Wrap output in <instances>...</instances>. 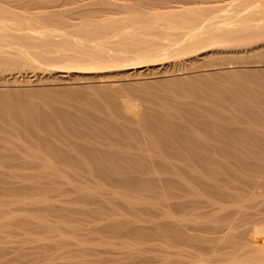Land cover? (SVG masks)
Listing matches in <instances>:
<instances>
[{
    "label": "bare ground",
    "instance_id": "obj_1",
    "mask_svg": "<svg viewBox=\"0 0 264 264\" xmlns=\"http://www.w3.org/2000/svg\"><path fill=\"white\" fill-rule=\"evenodd\" d=\"M84 1L83 0H0V105L5 104V106H6L8 103H10V101H8V103H7V101L4 100V99H6V96L9 97L13 92L15 94L20 93L19 92L20 89L18 90V88H17L18 86L13 91V90H10L11 88H8L9 85L7 86L6 83H9L10 81H12L13 83H17V85L20 86V84H18V83L21 82L19 79H21L23 77V76H21L22 73L32 74V76L31 77L29 76V77L33 78L34 81L38 82L37 84H42V85L47 84L49 86L51 85L52 87L55 86V88H57L59 86H62L60 88H63V86H65L68 89H71V91H72L71 93L74 92L73 93L74 96L79 94V93L77 94L76 90H80V89H83L85 91L84 95L86 93V90H88L87 93H89V90L91 91L93 89H96V90L98 89L97 91L100 92V94L105 93V94H107L106 96L109 95L108 97H113V96L116 97L115 94L116 93L118 94V92L122 91L124 88H125V90H127V89L131 90V91H133L132 94H131V91H130V94L127 93L128 91H126L127 94L125 93V91H123L124 92L123 94H126V95H124L123 98L119 97V98H121L122 103H123V99H125L126 103L125 102L124 103L126 104V108L128 107L127 108L128 112L127 113L125 112L126 108H120V110L122 109L125 112V113L122 112L123 116H124V114L126 115L129 113V115L131 117L129 115H126V117L124 116V119L127 118V119L131 120V124H129L130 121L128 123L124 122V119H122L123 120L122 122L125 125L122 122L121 123L119 122V121H121V119H120L121 112H118V115H116V117L119 116L117 118L120 120H114V119H116V118H113L114 115H112L108 112L110 115L109 114H107V115L112 116L113 119L111 117H110L111 120L108 119L109 117L107 115H106L107 117L105 116V118H107V119H103L104 116H102V115H104V114H102L100 117L104 120L103 121V120H101L100 117H98L100 115V113L98 112L99 115H97V112L94 110L96 112V113L94 112L96 114V118L97 117L100 118L99 120H97L95 118V120L98 121L96 123H98V124L100 123V125H101L107 121V123H104V124H107L109 126V128H107L108 126H106V127L104 126V128L106 130H108L106 132H109V133L113 132V134H111V133H110V135L108 133H106V134H108L110 136V138H113L114 141L116 140L115 139L116 137H114L113 135L118 133V132H116V130L114 131V129L117 126L112 125V123L116 121V122H118L117 125H119V127H120L119 130L121 133H122V131L125 133L131 132V134L133 133L137 139H139L140 141L142 140L143 143L146 142L145 144H147V142H149V145L147 144L148 145L147 149L149 147L151 148V146L156 147V148L160 147V148L166 150L165 153H170L169 150H174V151L178 150V149H176V146L179 147V150H178L179 152L184 149L183 150L184 154L183 155L181 154L183 156L182 159L185 158V160H187L188 159L187 157H191V159L188 162L190 166H188L185 173L191 174L192 176H190V177H193L195 182L192 181L193 182L192 183L191 180L188 181L187 176H186V178H184L185 177V175L183 177L184 171L182 172V176H181L180 175L181 172L179 173V171H177V170H171V168L170 169H166V168L165 169H161V168L158 169V168H156L155 167V165H156L155 161L152 163L151 162L147 163L148 161H144V163H143L142 162L143 160L142 161L140 160L141 155L140 154L138 155L137 151H135V149L137 147H139V148L142 147L143 143L140 144L141 142L137 143L139 146L136 147V145H135V148H133L134 150L131 148L132 152L133 151L136 152L134 154L131 151H129V152H131V153H129V152L121 150V149L119 150V152H118V150H115L116 147L114 148L113 145H116L120 142H118L116 144H111V142H110L112 147L110 146L111 147L110 148L107 146L108 149L106 151V149H105V148H107L106 144L104 145L101 142L99 144L98 141H94L96 139V137L98 138V135H96L94 140L91 139L94 142V145H93V143H90L89 145L98 147L97 143L99 145L102 144L103 146L101 145L99 147H101V149L104 147L103 150L99 149V147H98L99 150L95 147L91 148V146H87V143H89L91 141L89 139V137H88V139L90 141L83 137L82 139H86L88 142L84 140V141L78 143L79 147H77L78 145L72 146L75 149V150L73 149L75 151V153H77V155L78 154L80 155V156L78 155L79 157L83 156L82 159L79 158L80 160H75L74 159L75 156H72L69 153V152H71L74 154V152H72L73 150L70 151L71 148L68 149V147H65L66 150H64V148L59 146L60 144H62L59 140H63L62 137H65V138L67 137V136H63L64 134L69 135L68 139H69V137H70V139H72L70 134L72 136L74 135L73 137L75 139H77L78 137H75V135L79 136L80 133H82L81 127H83V130H85L84 127H86V128L88 127L89 129L88 128L87 129L91 130L90 131L91 133H88L90 138H93L95 136V134L102 132V131L98 130V132H96V133L93 132V133H95L93 135V137H92V135H90V134H93L92 129H94V131H95V129L98 127V125H97V127L95 125H93L96 128L95 127L93 128V126H92V124H93V122H95V120L91 119V118H93L95 116L91 117L90 118L91 120L89 122L86 120V118H80L79 117L80 115L78 116L80 119H77V120H75L77 118V116H75L76 118L73 117L74 120H73V118H71V115H69L70 117L66 116V118H65L64 116L68 115V114L67 113L64 114V112L60 113L63 115V117H62V115H60L61 116L60 117L59 114H58V116H56L57 114L53 113V114H56L55 115L57 117V119H56V118H53V117H55L53 114H52L53 117H51V115L49 113H48V115H46L47 114L46 112H45V114L40 113L42 115H38V114L32 115L31 114L28 116L27 115L22 116L23 114H21V115L15 116V114H13V116H9V115H6V113H5L6 110H5L4 111L5 114L3 113V115H2V113H1V115H0V142L1 141L5 142L8 138H10L12 136L14 138L15 137L20 138L21 140H23L24 137L28 138L30 136L29 137L30 139L28 138L29 140H31V138H33V140H35V143H37V141H38L37 146H40L39 143L41 142L46 147H49V150H52L54 152V153L51 151L49 152L48 149L46 148L50 155L53 153V154L57 155L56 156L57 158L59 157L58 159L61 158L62 160L64 158H66L68 160L67 162H69V164H67V165L70 166V167H68L69 169H66V170H68V173H69V171H71L73 173L75 172L73 174L75 176H68V175H72V173L68 174L67 176H64L67 173V171L65 172L64 170L62 171L60 169L59 170L57 169L55 171L56 167L59 168V165L61 164L60 163L58 165L57 164L58 162H56L55 169H53L55 172L54 171H52V172L55 175L56 174L57 175L59 174V175L53 176L51 171H48L47 168L49 167V165L55 164L56 159L54 158L53 155H51V156H53V158L51 156H49V154H47V151L45 152V154H46V156H49L48 159L52 158L55 161L53 163L52 162L53 160H50V162L48 163L49 164L48 167L47 166H46V168L43 167L42 171L44 172V168H45V170H46L45 172H48V173L50 172L52 174V176L48 175V174H46L45 176H41V175L40 176L37 175L35 177L30 176V177H34L36 179L34 182L30 181V179L26 180L27 182L23 180V178L26 179L29 176H27V177L26 176H18L19 180L16 179L17 181L15 180V182H14L13 178L11 179V177H9L11 182L9 180H7V182H6V180H4V178L6 176L5 177L3 176V180L1 178V181H0V184L2 183V186L0 185V191L2 192V194H4L2 196L0 193V197L2 196L0 199V211H2V212H0V213H3V214H1L2 216L0 217V230L4 229L6 227H9V225L11 227L10 220L12 221L13 218H16L18 220L21 219L18 222L19 224L17 226H19V228H22L23 230H25V232L23 234L20 233L17 236L20 244H22V242L25 245H26V243L28 244V242L33 243L32 245L34 248V245L36 243L37 244L40 243L39 244L40 246H38L36 244L35 249L38 250L37 247H41V248H44V250H47L48 248H50L49 243H50L51 238H50L49 234L47 236V232L48 233L52 232V231H50V229L53 230V232H55V230L58 231L60 227H62L61 229H64L63 225H65V224H67V226L69 227L70 223L72 224L71 226H73V227H71L69 229H72V230L76 229L75 224H73L72 221L71 222L68 221L69 217L67 218L65 215V213L67 212L66 210L68 208L64 209L66 211L64 213L65 216H63L64 219L61 218L62 217L61 214L63 212H61V214H60V211L59 210L57 211V213L59 212L58 213L59 216H57V217H58V219L60 217L61 220L60 219L57 220L58 223L56 222L55 225H52L50 222V219L48 218V217H50L49 216L50 214H47V213H49L50 211L52 212L53 209L57 210L56 209L57 207H58V209L59 208L61 209V207H59L57 205H55V206H57L56 208H53L52 205H50V204H52L53 200L50 202V199H52V198L49 196L48 193H49L50 189H53V187H54V185H56V183H57V185L59 183L61 184V186L64 185L63 187H65V186H67V188L69 187L73 193L78 194V195H76V194L72 193L73 195H75V196L80 195L82 199L84 197V200H86L85 197L88 198V200H90L89 197H91V198L99 197V198H96L97 201L99 200L98 203L100 201H102L104 203L105 202L108 203L112 198H116V199L118 198L124 204H127L128 208H129V206H132L133 209H137V210L140 208L141 209L143 208L142 210L144 212L146 211L145 213H148L150 211L151 214L153 213V215L155 217H158L159 213H158V216H156L155 212L157 210H159V211L163 210L160 207H161V204H164V203H159V202L157 203V202H154V201L149 200V199H143L144 197L143 198L137 197L136 199L131 198L132 196L129 195V193H127L125 191L120 192V190H116V188H114V182L115 183L117 182L118 185L120 184V186H127V188L129 187V189H130V187H133L130 190L134 189V187L138 189L137 186H139L140 188H141V186H143L142 188H144L146 186H150V185L153 186L151 184V182L148 183L149 180H147L148 179L147 177H149L150 174H155V176L153 177L154 179H152L153 184L154 183L157 185L160 184V186L161 185H168V187L164 186L166 188H169V187L172 188V186H174L172 189H175V188H177L175 186H178V189H179V187L180 188L186 187L187 189H190V187H191L192 189H190V190H192V191H190V192H192L194 194L193 190H194V188H197V186L199 184L200 186H202V188L205 189L204 190L198 186L199 188H201V190H203V191L208 190L209 194L211 195V196H209V194L207 195L208 198L210 197L209 198L210 200H208V202L210 201V204L212 205L211 207L214 206V208L215 207L217 208V206H219L218 207L219 210L222 209L223 213H218V214L226 213V214H224L223 220H224V218H226L225 216L227 215V212L231 211L230 207H228L229 211H227L226 206L230 205L229 203L232 200L243 198L242 203L241 204L238 203L241 210H239V208H237V207L236 208L233 207V205L231 204L232 208H235L236 210L238 209L237 210L238 215H239L238 211L243 210L242 213H244V212H246L245 210L249 209L247 207L248 205L246 203L249 202L252 205V203L254 202L255 205L258 206V207H256L255 212L250 213V214H246V216L248 215V217H249V219H248L249 223L248 222L247 223H248V225L250 224L253 227L252 230L251 229L247 230V229L243 228V230L240 231V228L238 226H241L243 224L237 225V227H238L237 229L233 225L234 226V228H233L232 224L236 222V218L238 217L234 214H233L234 216L228 215L229 217L226 218V223H229L231 226L227 225L226 223H224V225H223V223L222 224L221 223H215L216 218H214L213 213L210 211L209 212H210L211 216L209 215V212H208V215L210 216V218H208L206 220H208L207 222H213V224H215V225L221 224L224 227H227V226L232 227V229H234V230L236 229L239 231L238 233H236L237 231L234 232V234L236 233L237 235L236 234L234 235L232 233L234 235V237L232 236L233 240L235 239V242H236V239H239L240 242L242 240L243 242H245V245H243L242 249H239L240 251H238V250L234 251L233 252L234 256L237 253H240L243 251L249 257V258L247 257V259H249L248 260L249 264H264V213L259 212L261 210H257L259 207L263 208L264 206L262 204H260L261 206L257 205L255 202L256 200L258 201V199H256V197H257V192L260 189V187H262L259 190L260 193L264 189L263 188L264 187V132H263L264 131V0H91V2H89V0H86L85 2ZM23 78H25V77H23ZM192 80H194L193 82L195 84L194 83L192 84ZM25 81H26V79L24 80L23 83H25ZM162 81L165 83L171 82V84L174 83V81H176L177 83L175 82V84H177V87H179V86L182 87V83L184 84V83H188L190 81L191 84L194 85V87L192 85H190V83L187 84L188 86H186L184 84L183 86H186L187 88L182 87L183 89L181 88V91H183L184 88H186L185 91H187L188 89L190 90V88H193L194 90L192 89L193 90L192 93H194V94H195V92H194L195 89L197 90L196 93L201 92V90H203L202 89L203 87H200L202 84L207 89H212V88L219 89V92L221 91L222 95H225V94H223V91L224 92L226 91L227 95H228L227 98H230L229 95L232 93L231 95L233 96L234 99L229 101L231 106L228 109V112L231 111V113H232L233 111H237V113H239V115L237 114V115H235V117L239 116V118L234 119L235 120L234 121L235 123H234L231 120H227V118L225 119L223 114H222V116L224 117L225 120L229 121L228 122L229 124H230V122H232L231 124L233 125V127H226L225 130L222 132V136H220L215 131H210L208 128H207L208 134H206L207 131L204 130L206 132L205 137H208L207 135H210L211 138H213V139L216 136L217 137L218 136L223 137L225 139V141L222 140L224 142V144H223V142H219L222 139L219 137H218L219 141L216 140L217 137L215 138V140L211 139V140H213V141L210 140L211 142L209 141L210 137L208 139L206 138L208 140V141L207 140L206 141H207L208 145H209V142L211 145V144H213V142L217 141L215 143L219 142V143H222L223 147H224V145L227 146L226 148H224L226 151L225 153L222 152V154H221L219 152L221 155L218 153V151H216L217 157L219 156L220 158L221 157L227 158L228 159L227 161H221L219 159L221 161L220 162L217 159V162L219 161L220 163L219 162L216 163V158H215L216 154L213 152L215 150H217L216 149L217 147L220 149V144H218V146L216 147L215 146L216 144L214 143L215 145L213 144L211 147H209L202 140L203 136L201 137V135L200 136L198 135V136L201 137L203 144L205 143L203 145V147L207 146L209 148L206 147L207 150L206 149L204 150V151H207L206 152L207 154L202 153L203 151H201V150L199 152V148H201L202 145L197 144L198 143L197 139H200L197 136V132L194 130V132L192 133L194 135V133L196 132L195 133V135L197 136V138H196V136L189 134L190 131H189V133H186L185 132L186 127L183 128V126H182L183 120H184V124L186 122V125L189 123H193V121H195L194 122L195 127H196V125H197V127L200 126V129H198L199 127L198 128L196 127L193 129H198L197 130L198 133L200 132L199 130H201V129L203 130L202 125H199V123L197 124V122L199 120V119L197 120V118H199V117H197L198 115L193 113V111H194L193 108L199 106L200 104L199 105L194 104V106L192 104L191 105L188 104V106H186L185 104H182L181 108L184 107L182 109L183 111L181 110V108H179L180 110H178V112L179 111L185 112L184 110L187 107L186 110L188 111V113H186V116H181V117H184V118L189 117L190 116L189 112L192 114H191V118H188L189 120L187 119V121L184 118H183V120H181L182 118L180 119L178 116H175V118L178 119V121H180L182 123L181 124L180 122H178L181 124V126L175 123L176 119L174 118V116L172 114V112H174L172 110H170L169 112L167 111L166 112L167 114H164V112L163 113L161 112V113L164 114L166 116V118H167V115L169 113H171L172 114L171 116H173L174 122L171 121L170 119L160 118L157 113H155V114L153 113V115L151 113V115H150L149 111L147 109H144L145 112L148 111V113H146V116H145V113L141 112L139 109H136L135 103L137 102V99H138V101L141 100V99H139L140 97H136V96L140 95L138 92L143 94L144 93L143 91L146 89H149L150 87H152V89H157V91H161V89L158 90L157 83H158V85H160L159 83H161ZM180 81H184V82H181L180 83L181 85H180L179 84ZM195 81L200 82L201 85H196ZM31 82L32 81L29 80V78H28L26 84L27 85H28V83L31 84ZM220 82H227L231 85L236 86V88L219 85ZM171 84H169V85H171ZM175 84L171 85L172 88L175 87ZM162 85H163V87L166 86V85L164 86V84H162ZM76 86H80V87L78 88ZM154 86H157V88L156 87L154 88ZM160 87H161V85L159 86V88ZM168 87L169 86L167 85V88ZM177 87L173 88L174 91L176 92L175 93L174 91H172L173 93H175L173 95L171 94L172 92L170 93V91H169V90H173L171 87L168 88L169 90L165 91V92H169V93H167L168 95H163L165 93L164 92L165 88L161 87L163 90L162 95L163 96H169V94H170V96L176 95L178 93L177 91H179V89H180V88L177 89ZM196 87H198V88H196ZM49 88L46 91H49ZM67 88H66V90H68ZM198 89H200V90H198ZM28 90H29V88H28ZM96 90H93L91 92L93 93ZM149 90H148L149 95L150 94L152 95L154 93V97L159 96V93H161V92H159L158 95H156L155 93H157V92H155V90L152 91L153 93L151 91L149 92ZM192 90H190V91H192ZM81 91L82 90H80L78 92H81ZM134 92L137 93L136 96H135L136 93H134ZM64 93H66V92H64ZM148 93L146 92V93H144V95L145 94L148 95ZM22 94H24V93H22ZM69 94H67V95H69ZM200 94H202V93H200ZM203 94H205V93H203ZM56 95H55V97H56ZM64 95H66V94H64ZM84 95L81 97H84ZM89 95H91V94L89 93ZM132 95L134 96V98L135 97L136 98L135 99L132 98L133 97ZM96 96H100V95H96ZM232 96H231V98H232ZM235 96H239V97H235ZM242 96L243 97L246 96V97L242 98ZM50 97H52V96H50ZM62 97H64V100H65L66 97L65 96H62ZM76 97H74V98H76ZM144 97H145L144 100H146V98L148 96L145 95ZM151 97L153 98V96H151ZM39 98H40V96H39ZM156 98H158V97H156ZM44 99H46V98H43V101H44ZM50 99L52 100V98H50ZM70 99H72V98H70ZM85 99H88V98L86 97ZM133 99L136 101L135 103H134ZM41 100H42V97H41ZM47 100H48V98H47ZM66 100H68V98ZM66 100L64 101V104H65ZM148 100H150V102H151L152 99H148ZM55 101H57V100H55ZM55 101L53 100V102H55ZM73 101H74V99H73ZM108 101H109V99H108ZM158 101H160V99ZM203 101L205 102L207 100H202L201 104H203ZM77 102H79V101H77ZM97 102H95V104H97ZM156 102H157V100H156ZM167 102L168 101L166 100V104H168ZM200 102H198V103H200ZM112 103H113V101H112ZM127 103H130V104H128V106H127ZM140 103H142V101ZM147 103H148V101H147ZM172 103H175V102L173 101ZM16 104H18V103H16ZM50 104L52 105L53 103H50ZM67 104H72V103H70V101H69V103H67ZM105 104H106V102H105ZM108 104H110V103L108 102ZM212 104H215V105L208 106L209 108H202V111H205V114H207L208 112H211L212 114H214V116H217L218 103L216 104V102L215 103L212 102ZM3 105H1L0 107H2ZM26 105H27V103H26ZM28 105H30V104H28ZM31 105H32V103H31ZM121 106L122 105H120L119 107H121ZM189 106H190V109H188ZM200 106H202V105H200ZM13 107H14V104H13ZM27 107L29 108V106H26L25 110ZM38 107H39V105H38ZM55 107H56V105H55ZM64 107L67 108V110H68V107H66V105ZM137 107H139L138 104H137ZM159 107H161V106H159ZM172 107H173V105L171 106V108ZM191 107H192V112H191ZM33 108H35L34 105H33ZM63 108L61 107V109H63ZM59 109L60 108H58V110ZM197 109H200V108L197 107ZM31 110L32 109L30 108V111ZM70 110L71 109L69 108V111ZM24 112L26 114V111H24ZM33 112H35V110ZM181 112H179L178 114H181ZM50 113H51V111H50ZM86 113H87V111H86ZM91 113H93V111ZM101 113H103V112H101ZM84 114H85V112H84ZM87 114H89V113H87ZM143 114H144V116H143ZM187 114H189V115H187ZM226 114H228V117L231 116L230 113H224L225 116H226ZM194 115H197V116H195V118L193 117V121H190L192 119V116H194ZM203 115H204V113H203ZM203 115H202V117L205 116V115L204 116ZM123 116H121V118ZM150 116L151 117L153 116V118L155 117L156 119H153V118L151 119ZM218 116H220V115L218 114ZM146 117H147V119H146ZM168 117H169V115H168ZM205 117L207 118L208 116L206 115ZM205 117H204V119L206 120ZM235 117H233V118H235ZM208 118H210V117H208ZM58 119H61V121ZM88 119H89V117H88ZM204 119L202 118L203 121H205ZM215 119H217L219 122L218 118H214L213 120H215ZM112 120H113V122H112ZM202 120L199 122H202ZM91 121H92V124H91ZM125 121H127V120H125ZM205 122L203 123V125L208 126V124L211 121H209V123L207 122L208 124H206ZM108 123L111 126H115V128L112 130L113 127H110V125ZM211 123H213L214 126H218V127L221 125L220 122H219L220 125H219V123L216 124V120L211 122ZM233 123L234 124H240L242 126H244L246 124V125H248L249 128H241L242 126L237 127L239 125L234 126ZM100 125H99V128L101 126H103V125H101V126ZM189 126H191V125L189 124ZM55 127H56V129H53ZM78 127H80L81 129H79ZM91 127H92V129H90ZM119 127H117V130ZM193 127H194V125H193ZM208 127H212L211 124H209ZM221 127H224V126H221ZM59 128H65V129H62L63 130V132H62V131H60ZM104 128L101 127L100 130H103ZM182 128L185 129V131H182ZM262 128H263V130H260ZM66 129L67 130L70 129V130H68V131H70V134L68 131H67L68 133L66 132ZM75 129H78L77 131L78 132L80 131V133H78ZM105 129H104V131H105ZM110 129H111V131H109ZM190 129H191V127H190ZM71 130H74L73 132L76 131L79 135H77V133L76 134L73 133ZM86 130L84 131V133H82V136H85L84 134L87 135ZM222 130H223V128L221 129V131ZM52 132H54V134H56L58 132L59 133V134L57 133L58 135H60V136L62 135L61 139H60V137L58 138L57 135H54ZM148 132H151L152 134H150ZM187 132H188V129H187ZM121 133H118L123 137V138L120 137L121 143H122V140L124 141V139H125V142H126V141H128L127 139L131 138L130 136H129V138H128V136L125 137L126 136L125 133H124V135H122ZM147 133L152 135V136L150 137V135H148ZM99 134H104V133L102 132ZM118 134H116V135H118ZM108 135H106V137H108ZM134 135H133L134 139L131 138L132 140L136 139ZM21 136H24V137L21 138ZM82 136L81 135L79 136L80 139ZM100 136H102V135H99V139L102 140L101 139L102 137H100ZM13 137L11 139H13ZM85 137H87V136H85ZM74 138L72 139L73 141L71 142V144L72 143L77 144L76 142H79L78 139L76 141ZM11 139H10V141H11ZM106 139H108V138H106ZM113 139H111V140L113 141ZM120 139H119V141H120ZM131 139H129V140H131ZM21 140H20V142H21ZM33 140H31V141H33ZM74 140H75V142H74ZM178 140L190 141V142L193 141L194 143H196V146L199 147L201 145V147L196 148V146H195V148L197 150L193 151V150H195L194 146L192 145L194 143H189L191 145V147L193 148V150L192 151L190 150L191 152L186 153L189 150L187 148L188 142L186 144V146H187L186 147L184 145L185 144L184 142H182L181 144L180 143L178 144L177 143ZM226 140H229L228 144H227ZM7 141L9 142V140H7ZM24 141H26V139H24ZM64 141L65 142L68 141L67 138H66V140L64 139ZM102 141H104V140H102ZM33 142H29V143H33ZM57 142H60V144L58 145ZM83 142H86L85 143L86 146H82V148H80V145H82ZM67 143H68V145H71V144H69L70 140ZM121 143L119 145H121ZM126 143L129 144L127 146H130L131 144L134 146V142L130 144L128 141ZM126 143L123 142L122 147L125 150H128V149L130 150V148L126 146ZM145 144L143 145L144 150L146 148ZM32 145L35 146L36 144H32ZM1 146L2 145H0V147ZM6 146L9 147L8 144ZM13 146H14V144H13ZM34 146L32 147L33 149L27 147L28 149L26 151H29V153H30V151H34ZM144 146H145V148H144ZM16 147H17V145H16ZM41 147H40V149L42 150ZM75 147L80 148V149H77ZM153 147L151 149H154ZM174 147L176 150L173 149ZM203 147L201 149H203ZM212 147H215V149ZM17 148H16V150H17V152H19L20 150H18ZM185 148L188 150H185ZM211 148L213 149V151H211ZM2 149H4V148H2ZM36 149H37V147H36ZM36 149H35L36 152H34V154H33V155H35V158H36V155L39 153V154H41L39 156H42L40 158L43 159V157L45 155L43 154L44 155L43 156L42 153H44L43 151H45V148L42 151H37L38 149L37 150ZM109 149H113V151H109ZM224 149H220V150L223 151ZM1 150H0V160H2L3 162L5 160L13 161L14 159L17 162L18 158L19 157L21 158L20 153L18 154L16 152V153L12 154V152H11V154H10V152H9L10 155H8V152L4 151L5 154H7V155H5L2 152L3 150L2 151ZM6 150H8V149H6ZM16 150L14 149L13 152H15ZM68 150H69V152H67ZM76 150L77 151L81 150V152H82V150H84V153L87 154L86 157H88V158L85 159V156H84L85 154L83 155V153H81L80 151L77 152ZM209 150H210V152H209ZM24 153L27 154L26 152H24ZM35 153H37V154H35ZM165 153H162V154L158 153L159 155H161V157H162V158L160 157L161 159L166 158L165 155L163 157V154H165ZM180 153H182V152H180ZM77 155H76V157H77ZM170 155H171V153L169 154V156ZM27 156H29V155H27ZM22 157H25V155L22 154ZM37 157H38V155H37ZM71 157H72V161H71L72 167H74L73 165H75L76 163H79V164H81V166L84 165L82 171H81L82 168H80V170H79V165L76 166V167H78V170L76 169V167H74L73 169H75L76 171H72L70 161H69ZM148 157H150V156H148ZM152 157H154V156L152 155ZM167 157H168V155H167ZM171 157H173V156L171 155ZM44 158H46V157H44ZM89 158L92 159V161H91L92 164H90V166L92 168L87 169L88 166H85L86 165L85 162L88 161ZM168 158L164 159L165 162H163V160H161V163L160 162H157V163L158 164L163 163V165H164V163L167 162L166 160ZM177 158H178V156H177ZM179 158H181V157L179 156ZM192 158L200 160L201 161L200 164L205 167L203 169L204 172L210 173L211 176L207 175L205 177L203 175V177H205V179L201 176H196V173H199V172L196 170V168L194 169V166H193L194 163L191 162ZM33 159L34 158H32L31 164L33 161H35V159L34 160ZM42 159L39 160V158H38L37 160L38 161L47 160V159H44V160H42ZM66 159H64V161H63V163L65 162L64 166H66V163H67ZM106 159L108 160V162ZM23 160H25V159H23ZM73 160H75L77 162L74 163ZM103 160H104V162H103ZM117 160H122L124 163H126L125 165H129L131 167V168L128 167L131 169V170H129V172L133 175L134 174H136V175L135 176H128V173H126L127 171L125 172L123 170L125 168L122 169V165L120 166L119 163H117ZM210 160H212L213 162L215 161L214 163H212V165L215 163H216L215 166L218 164H221L220 167L222 166V168H224V170H225V172L223 173V175H224L223 177L218 176L219 172H217L216 170H212L209 168L208 165L210 163L209 162ZM58 161H60V160H58ZM105 161L107 162V165H109L111 162L112 165H110V166H113V164H114V165H116V167L107 168L109 166L105 165ZM150 161H153V160H150ZM202 161L205 162L206 166H205V164L202 163ZM21 162H23V161H21ZM60 162H62V161H60ZM145 162H146V164H145ZM0 163L2 164L1 161H0ZM7 163L9 164L10 162H7ZM35 163H33V164H35ZM41 163L45 165V163H43V162H39L38 164L41 165ZM50 163H52V164H50ZM190 163H192L193 165ZM1 164H0V166H3V164H5V163H3L2 165ZM15 164H17V163H15ZM169 164H170V162H169ZM173 164L174 163H172V165H171L172 167L175 166V164L174 165ZM95 165H96V167H95ZM168 165L167 166L165 165V166L169 168L170 166H168ZM185 165H186V163H185ZM52 166H54V165H52ZM93 166L95 168H93ZM85 167H87V168H85ZM213 167H214V165H213ZM52 168H51V170H52ZM36 169H38V171H36L37 172L36 174L42 173V175H43L45 173V172L43 173L39 170L42 168H36ZM126 169H127V167H126ZM179 170L181 171V169H179ZM198 170H200V169H198ZM14 171L16 173L18 172L15 169H14ZM39 171H40V173H39ZM81 172H85L87 174L89 173L90 175L88 176L86 174L87 176H84V175L78 176L79 174L78 175L76 174V173L82 174ZM162 172L163 173L167 172L168 174L170 173L171 175L174 173L173 174L174 178L168 179L169 177L163 178V177H165L163 175H162L163 177L158 176ZM200 172H201V170H200ZM11 173H13V172H11ZM176 173H178L179 176H176L177 175ZM3 174H6V173H4V171H3ZM61 174H64V175L60 176ZM117 174H119L121 176H117ZM147 174H148V176H147ZM156 174H158V175H156ZM91 175H93V176H91ZM112 175H114V176L116 175L117 177L114 179V177ZM142 175H145L144 178L146 180L142 179V177H143ZM165 175H167V174L165 173ZM200 175H202V174H200ZM50 176L54 177V179H55V180L52 179L51 184L53 185L54 181L56 182L52 188H50V180H51ZM173 176H170V177H173ZM21 177H23L22 180L25 183H22V180L20 179ZM150 177H149V179H150ZM190 177H189V179H191ZM210 177H212V178H210ZM6 179H8V177ZM44 179H46V181H43ZM12 180H13V182H12ZM19 181H21V182H19ZM29 181L32 183L27 184ZM105 182H108V183L112 182L113 185H111V183L108 185H110L111 187L113 186V188L115 190L109 189L108 185ZM234 182L240 183L242 185V187L240 189L234 188L235 192L234 191L231 192V189H232L231 184H233ZM195 183L196 184L198 183V184L196 185ZM145 184H147V185H145ZM194 184L196 185L195 187H194ZM57 185H56V187H57ZM205 186L208 188L207 190H206ZM237 186H239V185H237ZM63 187L62 188L60 187V189L62 191L66 189V187H65V189H63ZM153 187H155V186H153ZM162 189L164 190L165 188H162ZM182 190H184V189H182ZM199 190L200 189L194 190L198 193V194H196V192H195L196 196L202 195V194H199ZM236 190H237V192H236ZM249 190H251L250 191V193H252L251 196L248 198L243 197L244 192L247 193L246 191L249 192ZM240 191L242 193H240ZM68 192H70V191H68ZM61 193L64 194V192H61ZM70 193H68V195H70ZM261 194H260V196H261V199L263 200L264 195L262 197ZM61 196H63V195H61ZM80 196L76 198L77 203H79ZM108 196H110V197L112 196V198L110 199V197H108ZM133 197H135V196H133ZM165 197H167V196H165ZM94 201H96V200H94ZM97 201H96V203H97ZM73 202H75V200L72 201V203H70L73 207L72 208L69 207L68 210L70 211V213H72V212L74 213L76 211L74 214H79V215L83 214L80 212L81 208L82 209L85 208V210H87V212H89L90 209H92L96 206H97L96 209H98V207H101L98 203L97 204L99 206L97 204H95V202H94V204L92 202L91 204L96 205V206H91L92 208H90V207H88V206H90V204H88L87 201H86V203L80 201L81 205L80 204L79 205L82 206L80 208V211H79L80 213L79 212L77 213V209L80 206H78L76 203H75L76 206H78L77 209L75 208L76 210L71 212V210L72 209L74 210V207H75L73 205ZM89 202H91V201H89ZM111 202L113 203L112 200H111ZM259 202L260 201H258V204H259ZM82 203L88 204V206L87 205L86 206L89 208V210L86 209L87 207H84ZM116 203L117 202H115V205L112 204V206L113 207L117 206ZM100 204L103 205V203H101V202H100ZM117 204H119V203H117ZM183 204H184V206L191 204L192 206H190V208L193 207V205H194V203H192L191 201H190V203H188L186 205H185V203H182V205ZM210 204H209V206H210ZM50 206H51V208H50ZM165 206H167V204ZM194 206H196V203ZM5 207H7L8 209L5 210L6 209ZM12 207H17V209L16 208L13 209ZM105 207L99 208V209H104V210H101L103 215L106 214L103 211H105V212L108 211V209L105 210ZM113 207H111L110 209H112ZM162 207H163V205H162ZM169 207H170V205L167 208L169 209ZM174 207H176V206H174ZM183 207H182V209L185 208V207L184 208ZM252 207H255V206H252ZM106 208H108V207H106ZM118 208H121V207L119 206ZM224 208H226V211L223 210ZM110 209H109V211L112 212L113 210L111 211ZM133 209L128 210V211L132 212V211H134ZM170 209H172V207H170ZM215 209H214V212H215V214H217V212L219 210L217 209L218 211L216 210L217 211L216 212ZM235 209H233V211H236ZM55 210H54V212H56ZM61 210L63 211V207ZM85 210L82 211V212H84V214L87 213ZM114 210H115V208H114ZM119 210L120 209H118L117 211H119ZM171 211H173V209ZM171 211H170V213H171ZM91 212H92V210H91ZM91 212H89V214ZM113 212H115V211H113ZM219 212H221V211H219ZM67 213H69V212H67ZM93 213H94V210H93ZM145 213L143 215H145ZM170 213H165L166 217L169 218L168 219L169 223L171 222L170 220H172V222H174L173 220H175V221L177 220V222H179L178 217H177V219H172V218H174L175 215L173 216ZM172 213L174 214V211ZM84 214L81 216L85 217L88 215V214H86V215H84ZM95 214H101V213L100 212L97 213V210H96L93 215H95ZM136 214L138 215V212L135 213V215ZM151 214L149 213V215H151ZM191 214H192V217H194L193 213H191ZM191 214H190V216H191ZM194 214H196V213H194ZM47 215H48V217H47ZM90 215H88V216H90ZM125 215H126V213H125ZM125 215H124V217H125ZM128 215H131V213H129ZM137 215L136 216L133 215L132 217H134V218L125 217L123 220L126 222L127 219L130 218V219H128V221H130L129 223H137L141 219L143 221L144 217L139 218L138 216L141 214H139L138 216ZM143 215H141V216H143ZM72 216H74V215H72ZM146 216H145L146 219H144L143 222H145L148 217L152 218V216H148L147 214H146ZM190 216L187 215L188 218ZM239 216H241V215H239ZM155 217L153 218L154 219L153 222L155 224L152 223L154 226H152L151 222L147 223L149 220H147L146 223L151 225V227H149L148 225H147V227L146 226L142 227L143 225L142 226L140 225L141 227H138L137 225L134 227V225H131L132 226L131 228H133V229L132 230L129 229L130 234L139 235V236H143V237H149V236L151 237L152 235H155V234H156V236L161 234L162 236H165V238L168 237L170 239V241H171V239H174L175 241L176 240H182V241L184 240L185 241L187 239V237L190 236L191 232L184 231L185 228L184 227H183V229H182V227L180 228L179 227L180 224L178 225L177 222L176 223H177L178 227H175L174 223H172V222L171 223L173 225L170 224L172 227H169L170 225H168V222H167V224H164L167 221V218L164 217V214L162 216L163 219L166 218L165 221L162 220L164 223L161 220H159L161 217L158 219V221H156ZM201 217H200V219L197 218V214H196L195 220L196 219L197 220L194 221V218H192L190 220H192L193 222H197V221L201 220ZM234 217H236V218H234ZM241 217H243V214ZM241 217H239V218H241ZM74 218H75V216H74ZM181 218H182V216H181ZM219 218H222V215ZM219 218H218V220H219ZM239 218H237V222H238V220H240L241 222H239V223H242V221H244L243 223L246 224V221H247L246 219H245L246 220L245 221V220H241ZM62 219H63V221H62ZM76 219L79 220L78 218H76ZM187 219L186 220L182 219V220L184 222V221H187ZM203 219H205V218H202V220ZM242 219H244V218H242ZM190 220H188V222H191ZM128 221H127V223H128ZM75 222H78V221H75ZM203 222H205V221H203ZM221 222H222V220H221ZM98 223L101 224V221H97V223H95V225L96 224L98 225ZM100 224H99V226H100ZM235 224H238V223H235ZM182 225L183 224H181V226ZM248 225H246V226L249 227L250 225L249 226ZM78 226L79 227L81 226L80 222H79ZM102 226L103 225H101V227ZM206 227H208V226H206ZM216 227H218L217 228V230L219 231L218 233L221 232L220 235L224 236L225 234L222 235V230H219V226L216 225L215 228ZM209 228H211V227H208L207 229H209ZM9 229H8V231H9ZM36 229H45V230H47V232L45 231L46 232L45 236H43V235L40 236L36 233V231H35ZM77 229H78V227H77ZM100 229H98V230H100ZM222 229H223V227H222ZM80 230H81V228H80ZM209 230L213 232L212 229H209ZM224 230H226V229L224 228ZM228 230L230 231V229H227V231ZM57 231L55 233L59 234V233H57ZM101 231H102V229H101ZM101 231H99V232H101ZM127 231H128V229H127ZM127 231H125V232H127ZM104 232H106V230H104ZM125 232H122V233H125ZM77 233H78V231H77ZM188 233H189V235H188ZM0 234H3L1 236L7 237L6 239H8L9 235L11 236V234H8L5 230H1ZM226 234L229 235V238L231 237L230 236L231 233L226 232ZM59 235L60 236L58 237V242H61L62 239L66 236H64V237L62 236L63 237L62 238L61 233ZM78 235L80 236V233H78ZM78 235H76V237H74V239L76 238V239L80 240V237L79 238L77 237ZM191 235L193 236V233ZM227 235H226V239L228 237ZM192 236H190V238H192ZM213 236L215 237V235H213ZM81 237H83V236H81ZM54 238H55V235H54ZM194 238H199V236L195 237V234H194ZM201 238H203V237H201ZM204 238H203V241H205V244H208V242H206L207 237H204ZM221 238L222 237H220V238L218 237V239H221ZM1 239H2V237H1ZM10 239H11V237H9V240ZM55 239L57 242V238H55ZM60 239H61V241H59ZM208 239H210V238H208ZM216 239L217 238H215V240ZM224 239H223V241H224ZM9 240H7V242ZM54 240H52V241H54ZM213 240H214V238H212L211 241H213ZM233 240H232V242H233ZM10 241H12V240H10ZM10 241L8 243L11 244ZM150 241H151V239H150ZM175 241H173V242H175ZM182 241H180V242H182ZM228 241H231V239H228ZM7 242H5V243H7ZM12 242L14 243L15 241H12ZM210 243H212V242H209V245H211ZM10 244H9V246H11ZM59 244L60 243H57V245H59ZM232 244H234V243H232ZM3 245H4V243H3ZM25 245H23V246H25ZM7 246H8V244H7ZM4 248H2V249H4ZM224 248H223V250H224ZM19 249L21 250L23 248L19 247ZM6 250L10 251L11 249H6ZM26 250H28V249H26ZM48 250H50V249H48ZM140 250L143 251V249H141V247H140ZM213 250H214V248H213ZM142 251H139L138 253H140ZM214 251H215V253L213 255H216V249ZM3 252H4V250H0L1 254ZM16 252H19V251H16ZM219 252H217L218 256L219 255L221 256V254L223 256H226V254H223L226 252H224V251H222L223 253H221V252L219 253ZM45 253H47V252H45ZM135 254H137V253H135ZM140 254H142V253H140ZM137 256H139V255L137 254ZM205 256H206V254L204 256L196 257L195 259L192 258L193 260L191 259L190 263L191 264H208L209 261ZM236 256L239 257L240 255H236ZM139 259H138V257H136L134 259V261L135 260L136 261L133 263L134 264H140V263L142 264V256H141V258L139 257ZM241 259H242V257H241ZM241 259H240V261H241ZM244 261L242 260V262H243L242 264H245ZM144 262H146V260H144V258H143V264H144ZM222 262H224V260ZM227 262L228 261L226 260V262H224V264H226ZM113 263L115 264V262H113ZM235 263H238V262L235 261ZM79 264H84V263L79 262ZM89 264H91V263H89ZM107 264H110V262ZM230 264H233V261Z\"/></svg>",
    "mask_w": 264,
    "mask_h": 264
},
{
    "label": "rangeland",
    "instance_id": "obj_2",
    "mask_svg": "<svg viewBox=\"0 0 264 264\" xmlns=\"http://www.w3.org/2000/svg\"><path fill=\"white\" fill-rule=\"evenodd\" d=\"M84 1V0H83ZM86 1V0H85ZM84 1V2H85ZM89 2H91V0H89ZM93 2V1H92ZM19 75V74H18ZM21 76H23V77H25V78H21V79H19L20 81V83H18V84H20V86L19 85H17V83H13L12 81H10L9 83H6L7 84V86H8V88H11L10 90H13L14 91V89L17 87L18 88V90L20 89V93H12L9 97L8 96H6V99H4L5 101H7V103H8V101H10V103H8L6 106H5V104L3 105V104H1V105H3L2 107H0V110L2 111H0V115H1V113H2V115H3V113H4V111L6 110V115H9V116H13V114H15V116H18V115H21V114H23L22 116H24V115H33V114H38V115H42L43 113L45 114V112L47 113L46 115H48V113L51 115V117H53V115L55 116L56 114V116H58V114H59V116L60 115H62V114H60V113H63L64 112V114H68V115H65L64 117L66 118V116H69V115H71V118H76L75 116H77V118L75 119V120H77V119H80V118H86V120L87 121H89L90 122V120L91 119H94L95 120V118H96V112H97V115H99V113H100V115L98 116V117H100L102 114H104V115H102V116H104V118L103 119H107V118H105V116L107 115V114H112V115H114L113 116V118H116V119H114V120H120L121 119V121H119L120 123L123 121L122 119H124V116L126 117V115H129V113L128 114H124V116H123V113H127L128 111H127V108H126V102H125V99H123V103H122V100H121V98H119V97H122L123 98V96L124 95H126L127 93H129L130 94V91L131 90H128L127 88V90H125V88L122 90V91H120V92H118V94L116 93L115 94V96L116 97H108V96H106L107 94H103V93H101L100 94V92H98L96 89H93V90H96V91H94L93 93L91 92V91H93V90H89V93L91 94V95H89V93H87V91L88 90H86V93H85V95H84V90L83 89H80V90H82L81 92H78V91H80V90H76L77 91V94L78 95H73V93H71L72 91H71V89H68L67 87H65V86H63V88H60V87H62V86H59V87H57V88H55V86H49V85H47V84H44V85H42V84H37L38 82H36V81H34V79L33 78H30L31 76H32V74H24V73H22L21 74ZM30 76V77H29ZM19 77V76H18ZM29 78V80H31L32 82H31V84H29L28 83V85L26 84L27 83V79ZM26 79V81H25V83H23L24 82V80ZM191 81V80H190ZM188 82V83H184L186 86H188L187 84H189L190 83V85H192L194 82V80H192V84H191V82ZM163 82V81H162ZM159 83L160 85H161V87L162 88H165V90H164V92L166 91V90H169L168 88H172V86L171 85H174L175 84V82L176 81H174V83H172L171 84V82H167V83H165V82H163V83ZM181 82H184V81H180L179 82V84L181 83ZM196 82V81H195ZM12 83V84H11ZM177 83V82H176ZM25 84V85H24ZM162 84H164V86L167 84L169 87L167 88V85L165 86V87H163V85ZM169 84H171V85H169ZM178 84V85H179ZM183 83H182V87H186V86H183L184 85ZM195 84V83H194ZM23 85V86H22ZM48 87H47V86ZM160 85H158V83H157V86H158V90H160L161 89V91H157V89H152V87H150L149 89H146V90H144L143 92L144 93H148V90H149V92L151 91H153V90H155V92H157V93H155L156 95H158V93L159 92H161V93H159V96H156V97H158V98H156V97H154V93L151 95H149V93H148V95L147 94H145L146 96H148L147 98L148 99H152L151 100V102H150V100H148L147 98H146V100H144L145 99V95H144V93L143 94H141L140 92H138L140 95L139 96H136L137 95V93L136 92H134V93H136L135 94V96L136 97H140L139 99H141V100H139L138 101V99H137V102L134 100L135 98H134V96L132 97V98H134L133 99V101H134V103H135V105H136V109H139L141 112H143V113H145V116H146V113H148V111H149V114L151 115V113H152V115H153V113L155 114V113H157L158 114V116L160 117V118H162V119H170L171 121H173L174 119H173V116H174V118H175V116H178L181 120H183V118L184 117H181V116H186V113H188V111L186 110V106H188V104H192L193 106H194V104L195 105H202V106H197L198 108H200V109H197V107H195V108H193V113L194 114H197V115H194V116H192V119L190 120V121H193V117L195 118V116H197V117H199V118H197V120H198V122H197V124L199 123V125H202V128H203V130L201 129V130H199L200 132L198 133V129H200V126H198L197 127V125H196V127L198 128V129H193V128H196L195 127V124H194V122L195 121H193V123H189L191 126H189V124H187L186 125V122H185V124H184V120L182 121V123L184 124H182L180 121H178V119H176L175 120V123L176 124H178V125H180L181 126V124H182V126H183V128H185L186 129V131H185V129H183L182 128V131H185L186 133H189V131H190V133L189 134H192L193 132H194V130L197 132V136L199 135H201V137L203 136V141L207 144V139L210 137V139H209V141L211 140V139H213V138H211V136L210 135H207L208 137H205V135L206 134H208V129L210 130V131H215L216 133H218L220 136H222V132L225 130V128L226 127H233V125L231 124L232 122H234L235 120L234 119H238L239 118V116L236 118L235 117V115H239V113H237V111H233L232 113H231V111L230 112H228V109L230 108V106H231V104H230V102L229 101H231L232 99H234L233 98V96H232V98H231V96L229 95V97L231 98H227V92L225 91H223V94H225V95H222V92L220 93L219 92V89H215V88H212V89H207L203 84V86L201 85V83L200 82H196V85H201L200 87H203L202 89L203 90H201V92H198V93H196L197 92V90L195 89V94L194 93H192L193 92V88H190V90H192V91H190L189 89V91L187 90V91H185V89L187 88H184V90L183 91H181V88L182 87H177V84H175V87H177V89H179V91H177L178 93L176 94V95H174V96H170V94H169V96H163V95H168L167 93H169V92H165L164 94H163V90H162V88L160 87L159 88V86ZM181 85V84H180ZM219 85H222V86H229V87H232V88H236V86H234V85H231V84H229V83H227V82H220V84ZM13 86V87H12ZM157 86H154V88L156 87L157 88ZM193 87H194V85H192ZM47 87V88H46ZM50 87V88H49ZM76 87H80V86H76ZM175 87H173V88H175ZM25 88V89H24ZM28 88H29V90H28ZM42 88V89H41ZM48 88H49V91H46V90H48ZM66 88L69 90H66ZM167 88V89H166ZM172 88V89H173ZM196 88H198V87H196ZM24 89V90H23ZM183 89V88H182ZM201 89V88H200ZM200 89H198V90H200ZM206 89V90H205ZM205 90V91H204ZM27 91V92H26ZM37 91V92H36ZM123 91H125V93H126V91H128L126 94H123L124 92ZM146 91V92H145ZM170 91V93L172 92V91H174V89L173 90H169ZM203 91V92H202ZM209 91V92H208ZM215 91V92H214ZM26 92V93H25ZM35 92V93H34ZM64 92H66V93H64ZM97 92V93H96ZM132 92L133 91H131V94H132ZM175 92V91H174ZM182 92V93H181ZM185 92V93H184ZM22 93H24V94H22ZM34 93V94H33ZM62 93V94H61ZM71 95H70V94ZM121 93V94H120ZM133 93V94H134ZM176 93V92H175ZM175 93H171L172 95L173 94H175ZM189 93V94H188ZM200 93H202V94H200ZM203 93H205V94H203ZM210 93V94H209ZM219 93V94H218ZM52 94V95H51ZM57 94V95H56ZM64 94H66V95H64ZM67 94H69V95H67ZM82 94V95H81ZM123 94V95H122ZM163 94V95H162ZM189 96H188V95ZM191 94V95H190ZM46 95V96H45ZM55 95H56V97H55ZM84 95V97L86 98H88V99H85L84 97H81V96H83ZM96 95H100V96H96ZM118 95V96H117ZM122 95V96H121ZM179 97H178V96ZM186 95V96H185ZM198 95V96H197ZM200 95V96H199ZM19 96V97H18ZM39 96H40V98H39ZM45 96V97H44ZM50 96H52V97H50ZM54 96V97H53ZM62 96H65L66 98H65V100L68 98V100H66V102H65V104H64V97H62ZM72 96V97H71ZM77 96V97H76ZM80 96V97H79ZM92 96V97H91ZM94 96V97H93ZM151 96H153V98L151 97ZM193 98H192V97ZM195 96V97H194ZM241 96V95H240ZM37 97V98H36ZM41 97H42V100H41ZM74 97H76V98H74ZM91 97V98H90ZM102 97V98H101ZM142 97V98H141ZM151 97V98H150ZM235 97H239V96H235ZM244 97H246V96H244ZM243 96H242V98H244ZM43 98H46V99H44V101H43ZM47 98H48V100H47ZM50 98H52V100L50 99ZM70 98H72V99H70ZM83 98V99H82ZM109 99V101H108V99ZM177 98V99H176ZM185 100H184V99ZM197 98V99H196ZM209 98V99H208ZM38 99V100H37ZM63 99V100H62ZM73 99H74V101H73ZM117 99V100H116ZM160 99V101H158ZM174 99V100H173ZM187 99V100H186ZM200 99V100H199ZM207 100V101H203V104H201L202 103V100ZM230 99V100H229ZM246 99V98H245ZM40 100V101H39ZM53 100L55 101V100H57V101H55V102H53ZM72 100V101H71ZM87 100V101H86ZM121 100V101H120ZM156 100H157V102H156ZM166 100L168 101L167 103L168 104H166ZM198 100V101H197ZM12 101V102H11ZM37 101V102H36ZM39 101V102H38ZM47 101V102H46ZM52 101V102H51ZM68 101V102H67ZM69 101H70V103H72V104H67V103H69ZM77 101H79V102H77ZM94 101V102H93ZM98 101V102H97ZM112 101H113V103H112ZM116 101V102H115ZM120 103H119V102ZM142 101V103H140ZM145 101V102H144ZM147 101H148V103H147ZM165 101V102H164ZM170 101V102H169ZM175 102V103H172V102ZM179 101V102H178ZM185 101V102H184ZM189 101V102H188ZM201 101V102H200ZM211 101V102H210ZM21 102V103H20ZM42 102V103H41ZM53 103L52 105L50 104V103ZM57 102V103H56ZM95 102H97V104H95ZM105 102H106V104H105ZM108 102L110 103V104H108ZM115 102V103H114ZM125 102V103H124ZM144 102V103H143ZM178 102V103H177ZM184 102V103H183ZM197 102V103H196ZM198 102H200V103H198ZM212 102L213 103H215L216 102V104L218 103V110H217V116H214V114H212L211 112H206L207 114H205V111H202V108H209L208 106H211V105H215V104H212ZM12 103V104H11ZM16 103H18V104H16ZM24 103V104H23ZM26 103H27V105H26ZM31 103H32V105H31ZM74 103V104H73ZM79 103V104H78ZM86 103V104H85ZM88 103V104H87ZM112 103V104H111ZM119 103V104H118ZM150 103V104H149ZM187 103V104H186ZM13 104H14V107H13ZM28 104H30V105H28ZM42 104V105H41ZM44 104V105H43ZM76 104V105H75ZM82 104V105H81ZM85 104V105H84ZM103 104V105H102ZM128 104H130V103H127V106H128ZM137 104L139 105V107H137ZM180 104V105H179ZM182 104H185L186 106V108H185V112H181V111H179V112H181V114H178L179 112H178V110H180L179 108H181L182 107ZM205 104V105H204ZM0 105V106H1ZM10 107H9V106ZM33 105H34V107L35 108H33ZM38 105H39V107H38ZM41 105V106H40ZM50 107H49V106ZM55 105H56V107H55ZM66 105V107H68V110H67V108H65L64 106ZM106 105V106H105ZM112 107H111V106ZM120 105H122L121 107H119ZM146 105V106H145ZM173 105V107L171 108V106ZM8 106V107H7ZM19 106V107H18ZM21 106V107H20ZM26 106H29V108L27 107L26 108V110H25V107ZM71 106V107H70ZM82 106V107H81ZM93 106V107H92ZM99 106V107H98ZM114 106V107H113ZM124 106V107H123ZM143 106V107H142ZM145 106V107H144ZM149 106V107H148ZM159 106H161V107H159ZM179 106V107H178ZM184 106V105H183ZM206 106V107H205ZM13 107V108H12ZM47 109H46V108ZM61 107L64 109H61ZM78 107V108H77ZM84 107V108H83ZM107 107V108H106ZM110 107V108H109ZM119 107V108H118ZM30 108L32 109L31 111H30ZM50 108V109H49ZM58 108H60L59 110H58ZM69 108L71 109L70 111H69ZM102 108V109H101ZM120 108H126V110H125V112L122 110H120ZM170 108V109H169ZM174 108V109H173ZM177 110H176V109ZM184 108V107H183ZM183 108H181V110L183 109ZM21 109V110H20ZM35 110V112H33L34 110ZM76 111H75V110ZM90 109V110H89ZM97 109V110H96ZM144 109H147L148 111L147 112H145V110ZM188 109H190V106H189V108ZM26 111V114H25V112L24 111ZM29 110V111H28ZM44 110V111H43ZM48 112H47V111ZM56 110V111H55ZM67 110V111H66ZM74 110V111H73ZM96 112H95V111ZM101 112H103V113H101ZM105 110V111H104ZM114 110V111H113ZM170 110H172V111H174V112H172V114H173V116H171L172 114L171 113H169L168 115H169V117H168V115H167V118H166V116L164 115V114H167L166 112L168 111H170ZM201 110V111H200ZM10 111V112H9ZM50 111H51V113H50ZM53 111V112H52ZM69 111V112H68ZM81 111V112H80ZM86 111H87V113H89V114H87L86 113ZM93 111V113H91V112ZM177 111V112H176ZM183 111V110H182ZM187 111V112H186ZM28 112V113H27ZM33 112V113H32ZM58 112V113H57ZM75 112V113H74ZM84 112H85V114H84ZM95 112V113H94ZM99 112V113H98ZM109 112V113H108ZM115 112V113H114ZM118 112H121V116H123L122 118H121V116H120V119H118L117 117H119V116H117L116 117V115H118ZM123 112V113H122ZM164 112V114H162V113ZM191 112H192V107H191ZM202 112V113H201ZM4 113V114H5ZM8 113V114H7ZM10 113V114H9ZM40 113H42V114H40ZM53 113H56V114H53ZM70 113V114H69ZM78 113V114H77ZM80 113V114H79ZM201 113V114H200ZM203 113H204V115L206 116H208V117H210V118H206L204 115H203ZM224 113H230L231 114V116H229L228 117V114H226V116L224 115ZM236 113V114H235ZM53 114V115H52ZM109 114V115H110ZM162 114V115H161ZM184 114V115H183ZM189 114H190V116L189 117H185L184 119L187 121V119L188 118H191V114L192 113H190L189 112ZM189 114H187V115H189ZM218 114L220 115V116H218ZM222 114H223V116L225 117V119L227 118V120H231L232 122H230V124L228 123L229 121H227V120H225L224 119V117L222 116ZM229 114V115H230ZM80 115V116H79ZM91 115V116H90ZM164 115V116H163ZM202 115L206 118V120L204 119V117H202ZM53 117V118H56L57 119V117ZM80 118H79V117ZM83 116V117H82ZM93 116H95V117H93ZM108 116V115H107ZM106 116V117H107ZM130 116V115H129ZM143 116H144V114H143ZM155 116V115H154ZM157 116V115H156ZM61 117V116H60ZM62 117H63V115H62ZM70 117V116H69ZM88 117H89V119H88ZM91 117H93V118H91ZM96 118L97 120H99L100 118ZM109 118L108 119H110L111 120V118H112V116H108ZM111 117V118H110ZM131 117V116H130ZM148 117V116H147ZM147 117H146V119H147ZM206 121H203L202 120V118ZM233 117H235V118H233ZM74 118H73V120H74ZM91 118V119H90ZM112 118V119H113ZM129 118V117H128ZM144 118V117H143ZM150 118L152 119L153 118V116L151 117L150 116ZM212 118V119H211ZM214 118H218L219 119V122L221 123V125H220V123L218 122V120L217 119H215L216 120V124H218L219 123V127L218 126H214V124L213 123H211V122H213V121H215V120H213ZM231 118V119H230ZM70 119V118H69ZM102 118H101V120H103ZM131 119V118H130ZM153 119H156L155 117L153 118ZM179 119V120H180ZM211 121L210 123H209V121ZM58 120H60L61 121V119H58ZM63 120V119H62ZM71 120V119H70ZM125 120H127V121H125ZM189 120V119H188ZM196 120V121H197ZM202 120V122H199V121H201ZM104 121V120H103ZM130 121V122H129ZM96 122H98V121H96L95 120V122H93V124H92V121H91V124H92V126L93 125H95L96 127H97V125H98V127L96 128L95 126H93V128L95 127L96 129H95V131H94V129H92V127L90 128V129H92V133L93 132H98V130L99 131H102L104 134H99V133H102V132H99V133H97V134H95V133H93V134H90V135H92V137H93V135L95 134V136L93 137V138H90V136L88 135V133H91L90 131L91 130H88L86 127H84V129L86 130V132H87V135L86 134H84L85 136H87V137H85V136H82V133H84V131L85 130H83V127H78L79 129H81V132L82 133H80V131L78 132L77 130L78 129H75L78 133H80V135L82 136L81 137V139H80V135L75 131V132H73L74 130H71L73 133H77V135H79V136H76L75 135V137H78L77 139H78V141L79 142H76L77 144H75V143H72L71 144V142L73 141L72 139L74 138L71 134H70V131H68V130H70V129H66V132L68 131L69 132V134H70V136L72 137V139H70V137H69V139H68V136L69 135H65L64 133V135L63 136H67L66 138H67V140L69 141L70 140V143L69 144H71V145H68V141H64V139L66 140V138L65 137H62V139L63 140H59L62 144H60V142H57L58 143V145L60 146V147H62V148H64V150H66V148L65 147H68V149L69 148H71L70 149V151L71 150H73L74 148L72 147V146H74V145H78V143H80V142H82V141H87L86 139H88V137H89V139L91 140H94L95 139V137H96V135H98V138L96 137V139L94 140V141H98V143L100 144V142L101 143H103L104 145L106 144V147L108 146V147H110L111 146V144H116V143H118V142H120L121 143V139H120V137H122L120 134H118V133H121L120 132V127H119V125H117L118 124V122H113V120H112V125H115V126H117V127H119L118 128V130H117V127L115 128V126H111L109 123V125H110V127H113L112 128V130L114 129V131L116 130V132H118V133H116V134H118V135H116V134H114L113 136L114 137H116L115 139V141H114V139L113 138H110V133L109 132H106V131H108V130H106L105 128H104V126L106 127V126H108L107 124H104V123H107V121L106 122H104L103 124H101V125H103V126H101L100 125V123L98 124V123H96ZM109 122V121H108ZM124 122H129V124H131V120H129V119H124ZM174 122V121H173ZM178 122H180V123H178ZM206 123V124H211V126L212 127H208L209 126V124H208V126H205V125H203V123ZM208 122V123H207ZM218 122V123H217ZM95 123V124H94ZM111 123V122H110ZM123 123V122H122ZM235 123V122H234ZM233 123V124H234ZM124 124V123H123ZM128 124V125H129ZM194 125V127H193V125ZM215 124V125H216ZM224 124V125H223ZM99 125L101 126V127H103L104 129H105V131H104V129L103 130H100V128H99ZM125 125V124H124ZM127 125V124H126ZM186 125V126H185ZM237 125H239V126H237ZM55 126V125H54ZM221 126H224V127H221ZM234 126H237V127H240V126H242V125H240V124H234ZM190 127H191V129L193 130H191L190 129ZM218 127V128H217ZM107 128H109V126L107 127ZM208 128V129H207ZM223 128V130L221 131V129ZM241 128H249L248 127V125H244V126H242ZM53 129H56V127L55 128H53ZM60 129V131H62L63 132V130L62 129H65V128H59ZM187 129H188V132H187ZM212 129V130H211ZM204 130H206L207 131V133L204 131ZM260 130H263V128L262 129H260ZM56 131V130H55ZM59 131V130H58ZM59 131V132H60ZM65 131V130H64ZM109 131H111V129L109 130ZM204 131V132H203ZM67 132V133H68ZM195 132V133H196ZM264 132V131H263ZM53 134H54V132H52ZM56 133V132H55ZM58 133V132H57ZM54 134V135H57V137L59 138L60 137V139H61V136L60 135H58V134ZM61 133V132H60ZM72 133V134H73ZM106 133H108V134H106ZM124 133L125 132H123L122 131V135H124ZM148 133H150V134H152L151 132H148ZM147 133V134H148ZM195 133H194V135L193 136H196L195 135ZM201 133V134H200ZM206 133V134H205ZM108 135V137H106V135ZM111 134H113V132L111 133ZM128 134V135H127ZM133 134V133H132ZM131 134V132H126L125 133V137H127L128 136V138H129V136L132 138V139H134L133 138V135ZM146 134V135H147ZM150 134H148V135H150ZM99 135H102V136H100V137H102L101 139L102 140H104V141H102V140H100L99 139ZM105 135V136H104ZM116 135V136H115ZM112 136V135H111ZM112 136V137H113ZM135 136V135H134ZM152 135H150V137H151ZM197 136H196V138H197ZM198 136V138H200V139H197L198 140V143L197 144H201L202 145V147H203V145L205 144H203V142H202V140H201V137H199ZM13 137V136H12ZM12 137H10V138H8L7 140H9V142L6 140L5 142H0V145H2L1 147H0V150L2 149V148H4V149H2L1 151L5 154V152H8V155H10L11 154V152H12V154L13 153H16L17 152V150H16V148L18 149V150H20L19 152H17L18 154L20 153L21 154V158L19 157L18 158V160H17V162H16V160L14 159L13 161H7V160H5L4 162L2 161V160H0L1 162H2V164L3 163H5V164H3V166H0V181H1V178H2V180H3V176L5 177L4 178V180H6V182H7V180H9L10 182H11V180H10V178L9 177H11V179L13 178V180H14V182H15V180L17 179V180H19V178H18V176H29L28 178H23V177H21L20 179L22 180V178H23V180L24 181H26V180H28V179H30V181H35L36 179L34 178L35 176H37V175H41V176H45L46 174H48V175H51L52 176V174H53V176L55 175L52 171H54L53 169H55V165H56V162H58L57 164L59 165L60 163L62 164H60L59 165V168L58 167H56V169H55V171L58 169H60V170H64L65 172L67 171V173H66V175H64V174H61L60 176H62V175H64V176H67L68 174H71L72 173V175H68V176H75V175H73L74 173L73 172H71V171H69V173H68V170H66V169H69L68 167H70V166H68L67 164H69V162H67L68 160L66 159V158H64V159H66V166H64L65 164V162L63 163V161H64V159L62 160L61 158L60 159H58L56 156L57 155H55V154H53L54 152L52 151V150H49V147H46L45 145H43L41 142L39 143V145L40 146H37L38 145V141H37V143H35V140H33V138H31V140H33V141H31V140H29L30 138V136L27 138V137H24V136H21V138H23L24 137V139H26V141H24V139L23 140H21L20 138H17V137H13V139H11ZM86 138V139H82V138ZM213 137V136H212ZM217 137V136H216ZM215 137V138H216ZM219 137V136H218ZM218 137H217V141H219V139H218ZM105 138V139H104ZM106 138H108V139H106ZM110 138V139H109ZM123 138V137H122ZM131 138H129V139H131ZM135 138H136V136H135ZM207 138V139H206ZM215 138L213 139V140H215ZM219 138H222L219 142H223V141H225V139L223 138V137H219ZM10 139H11V141H10ZM75 139V138H74ZM77 139H75L76 141H77ZM88 139V140H89ZM111 139H113V141L111 140ZM119 139H120V141H119ZM129 139H127L128 141H129V143L131 142V143H133L134 142V146L132 145H130V146H127V145H129L128 143H126V142H128V141H126L125 142V139H124V141L122 140V143H121V145H119L120 143H118V144H116V145H113V147L115 148L116 147V149L115 150H118V152H119V150L121 149V150H124V151H127V152H129V151H131L132 152V150H131V148L133 149V148H135V145H136V147L137 146H139L137 143H139V142H141L140 144H142L143 143V141L141 140H139V139H135V140H129ZM20 140H21V142H20ZM75 140H74V142H75ZM89 140V141H90ZM91 140V141H92ZM111 140V141H110ZM201 140V141H200ZM207 140V141H206ZM213 140H211V141H213ZM223 140V141H222ZM19 141V142H18ZM28 141V142H27ZM58 141V140H57ZM64 141V142H63ZM89 142V143H87V146H91V145H89L90 143H93V145H94V142L92 141V142ZM117 141V142H116ZM136 141V142H135ZM210 141V142H211ZM217 141H215V142H217ZM228 141L229 140H226V142H227V144H228ZM29 142H33V143H29ZM88 142V141H87ZM108 142V143H107ZM110 142H111V144H110ZM123 142L124 143H126V146L127 147H129L130 148V150L128 149V150H125L123 147H122V144H123ZM145 142V141H144ZM182 142H184L185 144V146H186V144H187V142H188V144H187V148L189 149H186L185 148V150H188L186 153H188V152H191L192 150H193V148L191 147V145L189 144V143H194L193 141L192 142H190V141H183V140H178V144L180 143H182ZM210 142H209V145L207 144V146H209V147H211L215 142H213V144H211L210 145ZM215 143L214 145L217 147L218 146V144H220V149H224V148H226L227 146H225L224 145V147L222 146V143ZM85 143L86 142H83V144L82 145H80V148H82V146H86L85 145ZM97 143V145H98V147L99 146H101V145H99ZM146 143V142H145ZM145 143H143L142 144V147H137L136 149H135V151H137V153H138V155L140 154L141 155V161L144 163V161H148L147 163H152V162H154L155 161V163H156V165H155V167L156 168H158V169H170L171 168V170H177V171H179V173H180V175L182 176V172H183V177H184V175H185V177L184 178H186V176H187V179H188V181L189 180H191V182L193 181V182H195L194 181V178L193 177H190V176H192L191 174H188V173H185L186 172V170H187V168H188V166H190L189 165V160L191 159V157H187L188 159L187 160H185V158L184 159H182V155L184 154V149L183 150H181L180 152H182V153H180L178 150H179V147H177L176 146V149H178V150H176L175 149V147L173 148V149H175L176 151H174V150H169L170 151V153H171V155L173 156V157H171V155L169 156V154L170 153H165V151L166 150H164V149H162V148H160V147H153V146H151V148L153 147L154 149H151L150 147L147 149V146L149 145V142H147V144H145ZM8 144V146L10 147H7L6 145ZM13 144H14V146H13ZM27 144V145H26ZM32 144H36L35 146L34 145H32ZM96 144V143H95ZM110 144V145H109ZM145 144V146H146V148H145V146H144V148H145V150L143 149V145ZM223 144H224V142H223ZM226 144V145H227ZM16 145H17V147H16ZM26 145V146H25ZM32 145V146H31ZM65 145V146H64ZM190 145V146H189ZM193 146H194V148H195V146H196V143H194V144H192ZM201 145L199 146V147H201ZM31 146V147H30ZM34 146V151H30V153H29V151H26L28 148H32ZM42 146V147H41ZM64 146V147H63ZM103 146V145H102ZM123 148H121V147ZM124 146V145H123ZM141 146V145H140ZM207 146H205V147H203V149H201V148H199L198 146H196V148H199V152H200V150L201 151H203L202 153H206L207 151H204L205 149H206V147ZM21 147V148H20ZM23 147V148H22ZM28 147V148H27ZM36 147H37V149H36ZM40 147L42 148V150H44V148H45V151H43L44 153H42V155L44 156V157H46V158H44L43 157V159L42 158H40V157H42V156H39V155H41V154H37V153H35V154H37L38 155V157H37V155H36V158H35V155H33L34 154V152H36L35 151V149L37 150V151H42L41 149H40ZM77 147H79V145L77 146ZM77 147H75V148H77ZM95 146H91V148H94ZM98 147H95V148H97L98 149ZM108 147L107 148H105L106 149V151H107V149H108ZM112 147V146H111ZM110 147V148H111ZM125 147V146H124ZM209 147H207V148H209ZM223 147V148H222ZM16 150L15 152H13L14 151V149ZM20 148V149H19ZM48 149V151L50 152H53L51 155H53L54 156V158L56 159V161L55 160H53L52 158H53V156H51L50 154H49V152L47 151V149ZM80 148H77V149H80ZM104 148V147H103ZM103 148L101 149V147H99V149H101V150H103ZM113 148V149H114ZM119 148V149H118ZM184 148V147H183ZM195 148V150H193V151H196L197 149ZM212 148H214L215 149V147H212ZM211 148V151H213V149ZM6 149H8V150H6ZM33 149V148H32ZM31 149V150H32ZM98 149V150H99ZM104 149V150H105ZM113 149H109V151H113ZM181 149V148H180ZM217 150H215L213 153H215L216 154V151H218V153L220 152L221 154H222V152L223 153H225L226 151H225V149L223 150V151H221L218 147L216 148ZM220 151H219V150ZM10 150V151H9ZM75 150V149H74ZM72 151V152H74V154L73 153H71V152H69V150L67 151V152H69L72 156H75L74 157V159L75 160H80V159H82V157H79L78 155H77V153H75V151ZM134 150V149H133ZM154 150V151H153ZM156 150V151H155ZM191 150V151H190ZM207 150V149H206ZM5 151V152H4ZM47 151V154H49V156H51L52 158H50V159H48L49 158V156H46V154H45V152ZM77 151V150H76ZM81 152V150H78L77 152ZM135 151H133L132 153H136ZM158 151V152H157ZM9 152H10V154H9ZM24 152H26L27 154H25ZM131 152H129V153H131ZM209 152H210V150H209ZM81 153H83V155L85 154L84 153V150H82V152ZM158 153H160V154H162V153H165V154H163V157H164V155H165V157L166 158H168L166 161V163H164V165H163V163L162 164H160L161 163V160H163V162H165V160L164 159H166V158H164V159H161L162 157H161V155H159ZM219 153V154H220ZM22 154L23 155H25V157H22ZM31 154V155H30ZM168 155V157H167V155ZM179 154V155H178ZM182 154V155H181ZM207 154V153H206ZM209 154V153H208ZM211 154V153H210ZM214 154V155H215ZM220 154V155H221ZM5 155H7V154H5ZM27 155H29V156H27ZM76 155H77V157H76ZM86 155L87 154H85L84 156H85V159L86 158H88V157H86ZM150 156V157H148V156ZM152 155L154 156V157H152ZM212 155V154H211ZM32 156V157H31ZM145 158H144V157ZM177 156H178V158H177ZM179 156L181 157V158H179ZM213 156V155H212ZM27 157V158H26ZM90 157V156H89ZM161 157V158H160ZM32 158H34L35 159V161H33L32 162V164H31V161H32ZM39 158V160H44V159H47V160H44V161H38L37 159ZM78 158V159H77ZM80 158V159H79ZM144 158V159H143ZM159 158V159H158ZM213 158V157H212ZM215 158H216V163H218L220 160L221 161H227L228 159L227 158H224V157H217V154L215 155ZM214 158V159H215ZM23 159H25V160H23ZM33 159V160H34ZM69 159V158H68ZM155 159V160H154ZM173 159V160H172ZM175 159V160H174ZM217 159L219 160L218 162H217ZM226 159V160H225ZM12 160V159H11ZM30 160V161H29ZM50 160H53L52 162L54 163V161H55V164H52V163H50V164H52V165H54V166H52V165H49L48 163L50 162ZM58 160H60V161H62V162H60V161H58ZM75 160H73L74 161V163H76L77 161H75ZM105 160V159H104ZM104 160H103V162H104ZM107 160V159H106ZM150 160H153V161H150ZM171 160V161H170ZM21 161H23V162H21ZM70 165H71V161H72V157L70 158ZM83 161V160H82ZM92 159H88V161H86L85 163H86V165L85 166H88V168L87 167H85V168H87V169H89V168H92L91 166H90V164H92ZM181 161V162H180ZM200 160H197V159H193L192 158V163H194V165L192 164V163H190V164H192L193 166H194V169L196 168V170L199 172V173H196V176H201V177H203V175L206 177L207 175H210V173H207V172H204V166L203 165H201L200 163H201V161L199 162ZM212 160H210L209 162V168L210 169H212V170H216L217 172H219V174H218V176H224L223 175V173L225 172V170H224V168H222V166L220 167V165L221 164H218V165H216L215 166V164H213L214 165V167H213V165H212V163H214L213 161L211 162ZM220 161V162H221ZM7 162H10L9 164L7 163ZM12 162V163H11ZM21 162V163H20ZM36 162V163H35ZM39 162H43V163H45V165L44 164H42L41 163V165L40 164H38ZM47 162V163H46ZM88 162V163H87ZM107 162H108V160H107ZM107 162L105 161V165H107ZM157 162H160L159 164L157 163ZM169 162H170V164H169ZM174 163L175 164V166L177 167H175V166H171L172 165V163ZM219 162V163H220ZM15 163H17V164H15ZM33 163H35V164H33ZM73 163V164H74ZM117 163H119V165L121 166L122 165V169L123 168H125L126 169V167H127V169L125 170V169H123L126 173H128V176H135L136 174H131L130 172H129V170H131L130 168V166L129 165H125L126 163H124L122 160H117ZM124 163V164H123ZM185 163H186V165H185ZM200 165H199V164ZM202 163L203 164H205V162H203L202 161ZM1 164V163H0ZM1 164V165H2ZM13 164V165H12ZM20 164V165H19ZM25 164V165H24ZM47 164V165H46ZM77 164V165H76ZM75 165H73L74 167H76V166H78L79 165V170H80V168H82L81 169V171L83 170V166H81V164H79V163H76ZM109 164V163H108ZM145 164H146V162H145ZM169 164V165H168ZM173 164V165H174ZM211 164V165H210ZM44 165V166H43ZM48 165H49V167H48ZM57 165V166H58ZM104 165V164H103ZM104 165V166H105ZM110 165H112L111 164V162H110V164L109 165H107V166H109V167H107V168H111V167H116V165H114L113 164V166H110ZM159 165V166H158ZM163 165V166H162ZM168 165V166H170L169 168L168 167H166V166ZM191 165V166H192ZM46 166L48 167L47 168V170L48 171H51V173L49 174L48 172H45L46 170H45V168H46ZM81 166V167H80ZM118 166V165H117ZM124 166V167H123ZM205 166H206V164H205ZM9 167V168H8ZM43 167H45L44 168V172L42 171L43 170ZM53 167V168H52ZM74 167H72V165H71V168H72V171H76L75 169H73ZM95 167H96V165H95ZM94 166H93V168H95ZM106 167V166H105ZM119 167V166H118ZM128 167H130V168H128ZM179 167V168H178ZM36 168H42V169H39L41 172H43L44 174L42 175V173H40V171H39V173L40 174H36L37 172L36 171H38V169H36ZM51 168H52V170H51ZM14 169L15 170H17L18 172L16 173L15 171H14ZM50 169V170H49ZM76 169L78 170V167H76ZM179 169H181V171L179 170ZM183 169V170H182ZM198 169H200L201 170V172H200V170H198ZM203 170V171H202ZM3 171H4V173H6V174H3ZM6 171V172H5ZM54 171V172H55ZM223 171V172H222ZM2 172V173H1ZM11 172H15L14 174L13 173H11ZM203 172V173H202ZM57 173V172H56ZM82 174H80V173H76L78 176H80V175H84V176H89L90 174L88 173H85V172H81ZM85 173V174H84ZM163 173V172H162ZM160 173L159 175L158 174H156V175H158V176H165V177H163V178H168V179H173L174 178V176H173V174L171 175L170 173V175L167 173V172H165L167 175H165V173ZM206 173V174H205ZM35 174V175H34ZM87 174V175H86ZM177 175L176 176H179L178 175V173H176ZM200 174H202V175H200ZM57 175V174H56ZM55 175V176H56ZM59 175V174H58ZM57 175V176H58ZM30 176H34V177H30ZM50 176V177H51ZM91 176H93V175H91ZM95 176V175H94ZM113 177H114V179L117 177V176H121V175H119V174H117V176L115 175H112ZM123 176V175H122ZM127 176V175H126ZM143 176V177H142ZM141 177H142V179H144V180H146L145 178H144V176L145 175H142ZM147 176H148V174H147ZM146 176V177H147ZM151 176V177H150ZM155 176V174H150L149 175V177H150V179H149V177H147L148 179L147 180H149V182L148 183H150L151 182V184L153 185V186H155V187H153V186H146V187H144V188H142L143 186H141V188L139 187V186H137L138 187V189L137 188H135L134 187V189H132V190H130L131 188H133V187H130V189H129V187L127 188V186H120V184L118 185V183L116 182H114V188H116V190H120V192H127V193H129V195H131L132 197L131 198H137V197H139V198H143V199H149V200H152V201H154V202H159V203H164L165 205L167 204V206H165L164 204H161V209H163V210H161V211H159V210H157L155 213H156V216H158V213H159V216L158 217H155L154 215H153V213L151 214V212L149 211H147L148 213H145L141 208L140 209H133V207L132 206H129V208H128V205L127 204H124L122 201H120V199H116V198H112V196L110 197V196H108V197H110V199L113 201V203L111 202V200L108 202V203H104V202H102V201H100L101 203H103V205H101L100 204V202L98 203V201H97V199L96 198H99V197H93V198H91V197H89L90 198V200H88V198H86L85 197V199L86 200H84V197H83V199L81 198V196H80V198H79V203H77L76 201V198L77 197H79V196H75V195H73V194H76V193H73L71 190H70V188L68 189L67 188V186H65L66 187V189H65V187H63L64 185H62L61 186V184L58 186L57 185V183L54 181L55 179H54V177H51V180H50V188H52L53 187V185L56 183V185H57V187H56V185H54V187H53V189H50V191H49V196L52 198V199H50V202L52 201V204H50V205H52V207L53 208H56L57 206H59V207H61V209H62V207H63V211L59 208L58 209V207L56 208L57 210H55V209H53V211L51 212H49V213H47V214H50L49 216L50 217H48V215H47V217L50 219V222H51V224L52 225H55V223L57 222L58 223V221L57 220H59L60 219V217H59V219H58V217L57 216H59V212L57 213V211L59 210L60 211V214H61V212H63L61 215H62V217L61 218H63L64 219V217L63 216H65L66 215V217L68 218V221H72V223L73 224H75V226H76V229H77V227H78V229L76 230V229H69V228H71V227H73V226H71L72 224L70 223V225H69V227L67 226V224H65V225H63V228L64 229H61L62 227H60L59 228V230L57 231V230H55V232L57 231V233H61V237L63 236H66V237H62L63 239H62V241H61V239L59 240V241H61V242H58V237L60 236L59 234H56L55 232H53V230H51L50 229V231H52L51 233H48L47 232V230H45V229H36L35 231H36V233L38 234V235H40V236H45V234H46V232H47V236H48V234L50 235V243H49V245H50V248H48V249H50V250H44V248H41V247H37L38 248V250H36L35 248V246H36V244L34 245V248H33V243H29L28 242V244L26 243V245L25 244H23V242H22V244H20V242H19V239L17 238V236H18V234H23L24 232H25V230H23L22 228H19V226H17L19 223V221L21 220L19 217V219L20 220H18V219H16V218H13L12 219V221L10 220V223H11V227H10V225H9V227H6V228H4V229H1V230H5L8 234H11V236L9 235V237H11V239L10 240H12V241H15L14 243L12 242V241H10L9 240V237H8V239H6L7 237H5V236H1V235H3V234H0V239H1V237H2V239L0 240V250H4V252L1 254L0 253V264H79V262H81V263H84V264H89V263H91V264H107V263H109L110 262V264H112L113 262H115V264H134L133 262H135L134 261V259L136 258V257H138V259H139V257L141 258V256H142V264H143V258H144V260H146V262H144V264H191L190 262V260L193 258V259H195L196 257H200V256H204L205 254H206V258L208 259V264H224V262H226V260L228 261L227 263L228 264H230L232 261H233V264H242L243 262H242V260L244 261V263L245 264H249V262H248V260L249 259H247V254H245V252H240V253H237L236 255H240L239 257H237L236 255L234 256L233 255V252L234 251H240L239 249H242V247H243V245H245V242H243L242 240H241V242H240V240L239 239H236V242H235V239L233 240V237H234V235L236 234V233H238L239 231L238 230H236L238 227L240 228V231H242L243 230V228L244 229H247V230H249V229H253V227L251 226H249L248 225V219H249V217H248V215L246 216V214H250V213H253V212H255V209H256V207H258V206H256L255 205V203L253 202L252 203V205L248 202V203H246L248 206V208L249 209H247V210H245L246 212H244V213H242V211H238L239 212V215H241L242 216V214H243V217H241V216H239L238 215V213H237V210L235 209L236 207L237 208H239V210H241L240 209V207H239V204L238 203H242V199H235V200H232L229 204L230 205H228V206H226V208H227V211H229V209H228V207H230V210L231 211H229V212H227V215L225 216L226 218L227 217H229L230 215H236V216H238L237 218H239V217H241V218H239V219H241V220H245L246 221V224H244L243 222L244 221H242V223H239V222H241L240 220H238V222H237V218L236 217H234V218H236V222L235 223H238V224H235V223H233L232 224V227L234 228V226L236 227V229L234 230V229H232V227H224L223 225H224V223H226V218H224V220H223V217H224V214H226V213H224V214H218V213H223L222 212V209L221 210H219V206H217V208L215 209L214 208V206L213 207H211L212 205L210 204V201L208 202V200H210L209 198H208V194H209V191L207 190L208 188L206 187V190L207 191H203V190H201V188H202V186H200L198 183V186L199 187H201V188H199L198 186H197V188H194L196 185L194 184V190L195 189H200L199 190V194H202V195H198V196H196L195 195V192L196 191H194L193 190V192H194V194L192 193V192H190V191H192V190H190V189H192L191 187H190V189H187L186 187H181L182 189H184V190H182L180 187H179V189H178V186H175V187H177V188H175V189H172L174 186H172V188H166V187H164V186H167L168 187V185H161L160 186V184H153V181H152V179H154L153 177ZM167 176V177H166ZM170 176H173V177H170ZM211 176V175H210ZM8 177V179H6ZM140 177V178H141ZM189 177L191 178V179H189ZM205 177H203L204 179H205ZM120 178V177H119ZM210 178H212V177H210ZM52 179H54L53 181H54V184L52 185L51 183H52ZM118 179V178H117ZM193 179V180H192ZM13 180H12V182H13ZM16 180V181H17ZM23 180H22V183H25V182H23ZM28 182L27 184H29V183H32V182ZM43 181H46V179H44ZM19 182H21V181H19ZM27 182V181H26ZM192 182V183H193ZM107 185L108 184H110L111 183V185H113L112 184V182H110V183H108V182H105ZM147 183V184H148ZM235 183V184H234ZM233 184H231V186H232V189H231V192L232 191H234L235 192V189L234 188H236V189H240L241 187H242V185L240 184V183H238V182H234ZM116 184V185H115ZM147 184H145V185H147ZM1 186H2V183L0 184ZM119 187H118V186ZM237 185H239V186H237ZM160 186V187H159ZM163 186V187H162ZM237 186V187H236ZM60 187L62 188L63 187V189H65V190H61L60 189ZM108 187H109V189H112V190H115L114 188H113V186L111 187L110 185H108ZM157 187V188H156ZM55 188V189H54ZM162 188H165L164 190L162 189ZM186 188V189H185ZM262 187H260V189H261ZM264 188V187H263ZM202 189H204V188H202ZM234 189V190H233ZM246 189V188H245ZM259 189V190H260ZM70 191V192H68V191ZM182 190V191H181ZM205 190V189H204ZM259 190H258V192H257V197H256V199H258V201H260L259 202V204H258V201L256 200L255 202H256V204L257 205H260V204H262L263 206H264V198H263V200L261 199V196H260V194L262 195V197H263V195H264V189L261 191V193L259 192ZM250 191L251 190H249V192L248 191H246L247 193H245L244 192V194H243V197H245V198H248V197H250L251 196V194L252 193H250ZM61 192H64V194L63 193H61ZM202 192V193H201ZM208 192V193H207ZM236 192H237V190H236ZM0 193H1V195L3 196L4 194H2V192L0 191ZM68 193H70V195H68ZM73 193V194H72ZM207 193V194H206ZM240 193H242L241 191H240ZM190 196H189V195ZM196 194H198L197 192H196ZM61 195H63V196H61ZM76 195H78V194H76ZM1 196V197H2ZM73 196V197H72ZM133 196H135V197H133ZM165 196H167V197H165ZM209 196H211L210 194H209ZM1 197H0V199H1ZM71 197V198H70ZM95 198V199H94ZM244 198V199H245ZM92 199V200H91ZM96 200L97 201V203L101 206V207H98V209H96V205H93L94 204V202H95V204H97L96 203V201H94V200ZM75 200V202H73V205L75 206L74 207V210L72 209L71 210V212L72 211H75L76 209H77V207L78 206H80L81 205V202L80 201H82V202H85L86 203V201L88 202V204H90V206H88V204H83V206L84 207H90V208H92L91 206H96V207H94V208H92V209H90V211L89 212H91V210H92V212L89 214V212H87V210H85V208H83L86 212V214H88V215H90V216H85V217H83V216H81V215H83L84 214V212H82V211H84L81 207L82 206H80L78 209H77V213L80 211V208H81V213H83V214H74L73 212L72 213H70V211L68 210L69 209V207L70 208H72L73 206L70 204V203H72V201H74ZM84 200V201H83ZM89 201H91V202H89ZM190 201L192 202V203H194V205H195V203H196V206H194L193 205V207H191L190 208V206H192L191 204L189 205L188 203H190ZM93 202V204H91ZM111 202V203H110ZM115 202H117V203H119V204H117L116 203V205L117 206H112V204L113 205H115ZM78 205V206H76V204ZM182 203H185V205L186 204H188L187 206H184V204L182 205ZM210 204V206H209V204ZM54 204V205H53ZM59 204V205H58ZM80 204V205H79ZM97 204V205H98ZM110 204V205H109ZM177 204V205H176ZM233 205V207H235V208H232V205ZM55 205H57V206H55ZM65 207H64V206ZM87 205V206H86ZM98 205V206H99ZM108 205V206H107ZM125 205V206H124ZM159 205V204H158ZM162 205H163V207H162ZM170 205V207H172V209H173V211H174V214L172 213L173 211H171L172 209H170V207H169V209L167 208L168 206ZM184 208V209H182V207ZM55 206V207H54ZM108 207V208H106V207ZM113 207L112 209H110L111 207ZM121 207V208H118V207ZM174 206H176V207H174ZM180 206V207H179ZM210 208H209V207ZM252 206H255V207H252ZM261 206V205H260ZM86 208V209H88L89 210V208ZM105 207V210H107L108 209V211H103L104 213H106V214H104L103 215V213L101 212V210H104V209H99V208H104ZM110 207V208H109ZM6 209L5 210H7L8 208L7 207H5ZM13 209L14 208H16L17 209V207H12ZM50 208H51V206H50ZM66 208H68L66 211L67 212H69V213H67L64 209H66ZM76 208V209H75ZM114 208H115V210H114ZM117 208V209H116ZM134 210V211H128V210H132V209ZM178 208V209H177ZM226 208H224L223 210L224 211H226ZM232 208V209H231ZM260 208V209H259ZM257 210H261V211H259V212H263L264 213V207L262 208V207H259ZM109 209L112 211H115V212H110L109 211ZM118 209H120L119 211H117ZM166 209V210H165ZM214 209H215V211L218 209L219 211H221V212H219L218 210V212H217V214H215V212H214ZM233 209H235L236 211H233ZM54 210L56 211V212H54ZM93 210H94V213H95V211L97 210V213L98 212H100L101 214H95V215H93L94 213H93ZM99 210V211H98ZM140 210V211H139ZM143 212H142V211ZM145 210V209H144ZM164 211V212H163ZM166 211V212H165ZM170 211H171V213H170ZM212 212L213 213V216H214V218H216V222L215 223H223V225H218V224H216L217 226H219V230H222V235H224V236H221L220 234H221V232L220 233H218L219 231L217 230V228L218 227H216L215 228V224H213V222H207L208 220H206V219H208V218H210V212ZM0 212H2V211H0ZM54 212V213H53ZM66 212V213H65ZM79 212V213H80ZM137 213L138 212V215L139 214H141V215H143L144 213H145V215H143V216H141V215H137L139 218L141 217H144L143 218V221H144V219H146V214L148 215V216H152V218H150V217H148L147 218V220H149L148 222H147V220L145 221V222H143L142 221V219L141 220H139V222H137V223H129L130 221H128V219H130V218H126L127 219V221H128V223H127V221L125 222L123 219L125 218V217H132L133 215L134 216H136L135 215V213ZM140 212V213H139ZM208 212H209V215H208ZM231 212V213H230ZM237 214H236V213ZM64 213H65V215H64ZM93 213V214H92ZM125 213H126V215H125ZM129 213H131V215H128ZM149 213L151 214V215H149ZM154 213V214H155ZM165 213H170L171 215H175L174 216V218H172V219H177V217H178V220H179V222H177V220L175 221V220H173L174 222H172V220H170L172 223H174V225H175V227H178L177 226V223H178V225H179V227L181 228L182 227V229H183V227L185 228V230L184 231H188V232H191L190 233V236H192L191 234L193 233V236H192V238H190V236H188L187 237V239L184 241H182V240H174V239H171V241H170V239L168 238V237H166L165 238V236H162L161 234H159V235H157L156 236V234L155 235H152L150 238L149 237H143V236H139V235H134V234H130V230H132L133 228H131L132 226L131 225H134V227L137 225L138 227H141L142 225V227H144V226H146L147 227V225L149 226V227H151V225H149V224H147V223H149V222H151V224L152 223H154L153 222V218L155 217L156 218V221H158V219L159 220H164L165 221V219L167 218V221H166V223H164L163 221V223L164 224H167V222H168V225H173L171 222L169 223V221H168V217H166V214ZM191 213H193V216L194 217H192V214ZM194 213H196L197 214V218H199L200 219V217H201V220H199V221H197V222H193L192 220H190V219H192V218H194V221H196L195 220V217H196V214H194ZM211 213V214H212ZM241 213V214H240ZM1 214H3V213H0V217L2 216ZM74 215L75 216V218H74V216H72V215ZM86 214H84V215H86ZM133 214V215H132ZM163 214H164V217H166L165 219H163ZM190 214H191V216H190ZM52 215V216H51ZM60 215V216H61ZM124 215H125V217H124ZM161 215V216H160ZM184 215V216H183ZM187 215H189L190 217L188 218L187 217ZM220 215V216H219ZM221 215H222V218H219V217H221ZM229 215V216H228ZM233 215V216H234ZM57 218H56V217ZM73 218H72V217ZM146 216V217H145ZM154 216V217H153ZM181 216H182V218H181ZM200 216V217H199ZM219 216V217H218ZM55 217V218H54ZM219 218V220H218V218ZM232 217V216H231ZM76 218H78L79 220H77ZM132 218H134V217H132ZM151 220H150V219ZM187 219V221H184L183 222V220H186ZM202 218H205V219H203L202 220ZM242 218H244V219H242ZM63 219H62V221H63ZM171 219V218H170ZM182 221H181V220ZM52 220V221H51ZM61 220V219H60ZM188 220H190L191 222H188ZM221 220H222V222H221ZM75 221H78V222H75ZM96 221V222H95ZM97 221H101V224L100 223H98V225L96 224L95 225V223H97ZM203 221H205V222H203ZM219 221V222H218ZM54 222V223H53ZM60 222V221H59ZM79 222H80V227L78 226L79 225ZM147 222V223H146ZM160 222V221H159ZM177 222V223H176ZM248 222V223H247ZM78 223V224H77ZM176 223V224H175ZM99 224H100V226H99ZM155 224V223H154ZM181 224H183L182 226H181ZM227 225H230L229 223H226ZM241 224H243V225H241ZM101 225H103L102 227H101ZM110 225V226H109ZM141 225V226H140ZM167 225V226H168ZM169 226V227H172V226ZM234 225V226H233ZM237 225H241V226H238L237 227ZM246 225H248L249 227H247ZM66 226V227H65ZM74 226V227H75ZM106 226V227H105ZM152 226H154L153 224H152ZM206 226H208V227H211V228H209V229H212L213 230V232L212 231H210L209 229H207L208 227H206ZM223 227V229H222V227ZM231 226V225H230ZM174 227V226H173ZM10 228V229H9ZM69 230H68V229ZM80 228H81V230H80ZM102 229V231H101V229ZM187 228V229H186ZM224 228L226 229V230H224ZM242 228V229H241ZM8 229H9V231H8ZM18 231H17V230ZM58 229V228H57ZM61 229V230H60ZM66 229V230H65ZM95 229V230H94ZM98 229H100V230H97ZM127 229H128V231H127ZM130 229V230H129ZM227 229H230V231L228 230L227 231ZM1 230H0V232H1ZM72 230V231H71ZM104 230H106V232H104ZM224 230V231H223ZM23 231V232H22ZM46 231V232H45ZM60 231V232H59ZM63 233H62V232ZM77 231H78V233H80V236L78 235V233H77ZM99 231H101V232H99ZM125 231H127V232H125ZM235 231H237L235 234H234V232ZM122 232H125V233H122ZM224 232V233H223ZM226 232L228 233H231V237L229 238V235H227L226 234ZM187 233V232H186ZM234 235H233V234ZM63 234V235H62ZM194 234H195V237L196 236H199V238H194ZM253 234V233H252ZM37 235V236H38ZM54 235H55V238H57V242H56V239L54 238ZM76 235H78L77 237L79 238L80 237V240H78V239H74V237H76ZM188 235H189V233H188ZM213 235H215V237L213 236ZM226 235L228 236L227 237V239H226ZM237 235V234H236ZM53 236V237H52ZM81 236H83V237H81ZM139 236V237H138ZM156 236V237H155ZM159 236V237H158ZM217 236V237H216ZM201 237H207L206 238V242H208V244H205V241H203V238H201ZM218 237L220 238V237H222L221 239H218ZM168 238V239H167ZM208 238H210V239H208ZM212 238H214V240L213 241H211L212 240ZM215 238H217L216 240H215ZM225 238V239H224ZM6 239V240H5ZM55 239V240H54ZM150 239H151V241H150ZM205 239V238H204ZM208 239V240H207ZM223 239H224V241H223ZM228 239H231V241H228ZM7 240H9L10 242H11V244L10 243H8L7 242ZM52 240H54V241H52ZM82 240V241H81ZM222 240V241H221ZM232 240H233V242H232ZM239 240V241H238ZM7 242V243H5V242ZM173 241H175V242H173ZM180 241H182V242H180ZM226 241V242H225ZM209 242H212V243H210L211 245H209ZM239 242V243H238ZM3 243H4V245H3ZM57 243H60L59 245H57ZM232 243H234V244H232ZM6 244V245H5ZM7 244H8V246H7ZM9 244L11 245V246H9ZM14 244V245H13ZM31 244V245H30ZM40 244V243H39ZM39 244H37L38 246H40ZM238 244V245H237ZM3 245V246H2ZM14 247H13V246ZM23 245H25V246H23ZM233 245V246H232ZM59 246V247H58ZM61 246V247H60ZM241 246V247H240ZM5 247V248H4ZM19 247L21 248H23V249H19ZM140 247H141V249H143V251L142 250H140ZM212 247V248H211ZM225 247V248H224ZM2 248H4V249H2ZM138 248V249H137ZM213 248H214V250L216 249V255H213L214 253H215V251L213 250ZM219 248V249H218ZM223 248H224V250H223ZM235 248V249H234ZM238 248V249H237ZM6 249H11L10 251H8V250H6ZM18 249V250H17ZM26 249H28V250H26ZM35 249V250H34ZM40 249V250H39ZM43 251H42V250ZM218 249V250H217ZM6 250V251H5ZM142 251V252H140V253H142V254H140V253H138L139 251ZM233 250V251H232ZM16 251H19V252H16ZM23 251V252H22ZM47 252V253H45V252ZM214 251V252H213ZM221 252V253H223L222 251H224V252H226V253H223V254H226V256H223L222 254H221V256L219 255H217V252ZM41 252V253H40ZM219 252V253H220ZM13 253V254H12ZM135 253H137L139 256H137V254H135ZM211 253V254H210ZM218 253V254H219ZM204 254V255H203ZM228 255V256H227ZM242 255V256H241ZM245 255V256H244ZM224 258H223V257ZM241 257H242V259H241ZM249 258V257H248ZM192 259V260H193ZM230 259V260H229ZM236 259V260H235ZM240 259H241V261H240ZM247 259V260H246ZM140 260V259H139ZM224 260V262H222ZM141 261V260H140ZM139 261V262H140ZM231 261V262H230ZM235 261H237L238 263H235ZM112 262V263H111ZM226 263V264H227ZM114 264V263H113ZM141 264V263H140Z\"/></svg>",
    "mask_w": 264,
    "mask_h": 264
}]
</instances>
